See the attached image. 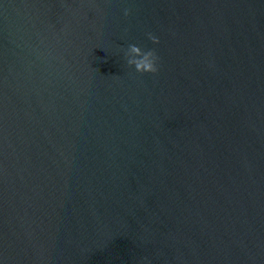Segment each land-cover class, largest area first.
Instances as JSON below:
<instances>
[{
  "label": "water",
  "instance_id": "95a60500",
  "mask_svg": "<svg viewBox=\"0 0 264 264\" xmlns=\"http://www.w3.org/2000/svg\"><path fill=\"white\" fill-rule=\"evenodd\" d=\"M0 264H264V0H0Z\"/></svg>",
  "mask_w": 264,
  "mask_h": 264
},
{
  "label": "clouds",
  "instance_id": "9594fccd",
  "mask_svg": "<svg viewBox=\"0 0 264 264\" xmlns=\"http://www.w3.org/2000/svg\"><path fill=\"white\" fill-rule=\"evenodd\" d=\"M125 16L130 14V10H125ZM149 39L153 43H159V39L149 34ZM127 64L129 66H134L136 72L144 74L151 73L155 74L159 71L158 62L159 57L156 54L155 50L144 51L136 45H129L126 52Z\"/></svg>",
  "mask_w": 264,
  "mask_h": 264
}]
</instances>
